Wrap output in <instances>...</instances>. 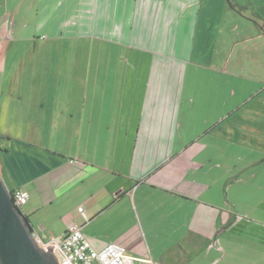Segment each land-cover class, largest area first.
I'll return each mask as SVG.
<instances>
[{
	"label": "crops",
	"instance_id": "crops-1",
	"mask_svg": "<svg viewBox=\"0 0 264 264\" xmlns=\"http://www.w3.org/2000/svg\"><path fill=\"white\" fill-rule=\"evenodd\" d=\"M202 1L0 0V176L29 193L20 212L39 239L76 224L125 264H264V214L248 211L264 140H235L237 120L264 135V60L194 61L196 33L217 26ZM229 72L263 87L233 90L193 131L201 89Z\"/></svg>",
	"mask_w": 264,
	"mask_h": 264
},
{
	"label": "rangeland",
	"instance_id": "rangeland-1",
	"mask_svg": "<svg viewBox=\"0 0 264 264\" xmlns=\"http://www.w3.org/2000/svg\"><path fill=\"white\" fill-rule=\"evenodd\" d=\"M229 3L234 4L236 6H241V9L244 11L245 15L249 16L250 18L252 17V19L258 22L264 30V0H228V2L227 0H221V5H218L214 0H203L200 13V15L202 14L201 20L203 21V23L209 20L212 23L214 22V24L217 26H213V29H200L196 33L197 36L193 40L194 54H192V57L194 61H202L206 63L208 62V58L217 57L219 58L218 60L229 59V61L232 62L233 60H248L252 61L253 65H255L256 62L264 60V40H259L255 37L257 29H254L252 27L250 21L248 22L246 18L237 15L232 11H229L231 15L228 19L219 16L221 15L220 11L222 8H229ZM208 11L209 13H207ZM204 16H207V18ZM222 20L224 21L221 22ZM202 21L201 24L203 26ZM191 43L192 40L188 43V45H190ZM216 47H219V50H217V52L214 51V48ZM83 51L84 50L82 47H77L76 49L70 52V55L77 58L83 57ZM114 51L115 50H108V55L115 56ZM65 53L67 54V50H65ZM95 55L97 54H93V56ZM62 56H64V54H62ZM230 69L232 70V68ZM229 73L230 77H219L222 84L218 88H216V81H211L208 83L207 86L204 85V88L201 89V92L205 93L203 96V102L207 108H199L196 111H193L195 112V114L192 120H189L190 118L188 117L184 121L186 125L191 126V128H194L193 131H202V133H204V131H206V129L210 127L212 121L215 118L219 117L218 114L221 111L220 107H210L213 104H216L218 100H222L224 97L228 96V94H230V92H232L233 90H235L237 97L239 93V87H245L250 90L252 89V91H257L262 86V84L259 82L260 80H258L259 78L257 77H255L256 80L252 79L253 81L245 78L241 79L237 76L235 79L234 77L231 78V72ZM235 73L244 77H248L249 75H251L248 69L245 71L236 68ZM208 75L211 76L212 73L209 72ZM206 94L209 96V100L206 98ZM197 113H201L200 118H195ZM239 123L240 122H238L237 120L235 124V133H237L235 140H264V135H260V130H256V128H254V125L252 128H250L249 126H247V128L244 127V124L240 125L242 122L240 124ZM46 131L48 130H45V132ZM103 133L104 130H102V134ZM58 135L59 133L53 132V135L50 136V138H52L53 136L57 138ZM62 135L66 138V135L64 133H62ZM101 137L103 138V135H101ZM256 180L259 182L261 179L258 176ZM252 195V201L249 202L248 211L252 212V216L250 217L254 219L255 216H261L264 214V204H262V200H260V198L262 197V199H264V196H262L260 193L259 195H254L253 191ZM237 217H240V215H238Z\"/></svg>",
	"mask_w": 264,
	"mask_h": 264
},
{
	"label": "water",
	"instance_id": "water-1",
	"mask_svg": "<svg viewBox=\"0 0 264 264\" xmlns=\"http://www.w3.org/2000/svg\"><path fill=\"white\" fill-rule=\"evenodd\" d=\"M0 264H59L50 249L44 250L36 243L30 224L15 207L1 176Z\"/></svg>",
	"mask_w": 264,
	"mask_h": 264
},
{
	"label": "built area",
	"instance_id": "built-area-1",
	"mask_svg": "<svg viewBox=\"0 0 264 264\" xmlns=\"http://www.w3.org/2000/svg\"><path fill=\"white\" fill-rule=\"evenodd\" d=\"M11 194L18 209L29 199V193L23 189H15ZM78 212H83V208H78ZM33 237L40 248L50 249L54 253L59 264H125V260L129 258L126 249L116 243L106 244L100 250L93 248L83 235L81 227L76 224H70L58 238L42 241L35 233Z\"/></svg>",
	"mask_w": 264,
	"mask_h": 264
},
{
	"label": "flooded vegetation",
	"instance_id": "flooded-vegetation-1",
	"mask_svg": "<svg viewBox=\"0 0 264 264\" xmlns=\"http://www.w3.org/2000/svg\"><path fill=\"white\" fill-rule=\"evenodd\" d=\"M228 7H229V9L233 10L234 12H236L238 15L246 18L248 20V22L250 21V23L252 24V27L254 29L256 28L257 32L264 38L263 27H261V25L258 22L253 20L252 17L250 18L249 16L245 15L244 11L241 9V6H236L234 4L229 3Z\"/></svg>",
	"mask_w": 264,
	"mask_h": 264
},
{
	"label": "trees",
	"instance_id": "trees-1",
	"mask_svg": "<svg viewBox=\"0 0 264 264\" xmlns=\"http://www.w3.org/2000/svg\"><path fill=\"white\" fill-rule=\"evenodd\" d=\"M19 210H20V208H19ZM25 219L27 220V222H28V219L25 217ZM29 223V222H28ZM32 232H33V230H32Z\"/></svg>",
	"mask_w": 264,
	"mask_h": 264
}]
</instances>
